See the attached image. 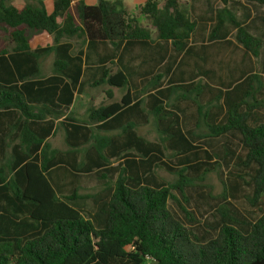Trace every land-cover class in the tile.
<instances>
[{
  "label": "trees",
  "instance_id": "obj_1",
  "mask_svg": "<svg viewBox=\"0 0 264 264\" xmlns=\"http://www.w3.org/2000/svg\"><path fill=\"white\" fill-rule=\"evenodd\" d=\"M220 1L234 4L235 0ZM252 1L264 7V0ZM138 12L155 30L156 38L170 41L176 51L183 49L193 24L179 8V0H145ZM29 30L51 35L52 44L32 47ZM219 33V25L211 30L213 36ZM64 37L83 38L87 50L94 43L108 42L116 51L125 42L150 40L152 31L130 14L121 0H97L94 4L78 0L73 6L71 0H53L50 12L41 1L18 7L10 0H0V116L14 117L17 139L11 159L0 163V264H264V121L247 124L252 116L247 102H224V112L213 106L216 118L221 113L223 117L210 126L207 135L209 139L234 131L240 135L242 154L224 149L223 159L226 166L234 160L248 177L233 176L250 188L246 200L258 212L254 218L219 207V218L209 226L198 222L176 199L174 192L187 200L184 190L190 185L186 174L207 165L199 157L216 155L197 146L199 138L175 130L172 122L156 143L137 136L133 121L130 153L112 148L119 139L100 137L91 138L82 152L76 146L69 148L68 160L71 154L75 159V152L82 154L83 161L76 166L96 177L102 188L85 194L72 191L67 196L56 193L47 170L60 160L56 157L59 151L48 150L44 143L53 127L44 117L56 112L55 102H72L84 74L81 57L68 52L72 44ZM235 38L256 55L259 42L244 28L237 26ZM50 52L54 54L52 74L41 77L39 59ZM101 83L123 87L126 77L120 70L105 68L91 82ZM106 94L111 97L110 91ZM129 103L90 104L87 122L112 126L121 120L124 107L125 112L138 115L141 102ZM161 103L151 108L153 114L163 118L174 115L172 103ZM176 109L181 113L186 110ZM90 140L85 137L76 145ZM164 151L176 157L178 177L173 182L157 178L155 173L160 166L172 170L162 160ZM111 160L118 162L111 165ZM229 188L233 196L237 182L232 180ZM170 199L178 203L187 222L169 210ZM85 200L93 207L87 212L80 207ZM188 223L198 225L190 227Z\"/></svg>",
  "mask_w": 264,
  "mask_h": 264
},
{
  "label": "crops",
  "instance_id": "obj_2",
  "mask_svg": "<svg viewBox=\"0 0 264 264\" xmlns=\"http://www.w3.org/2000/svg\"><path fill=\"white\" fill-rule=\"evenodd\" d=\"M10 1L18 7L25 2L41 1L48 12L53 7V0ZM76 1L78 0H71V5ZM84 1L94 4L97 0L90 3ZM122 3L133 14L123 0ZM179 8L186 12L193 24L186 44L180 51L174 50L170 41L156 38L155 30L146 18L144 17L146 22H142L135 14L133 15L142 25L151 29L150 40L125 42L115 51L108 42L94 43L87 50V41L83 38H63L72 44L68 52L81 57L84 74L81 77L82 84H77L73 91L72 102L68 105H56L55 102L56 112L44 117L45 121L53 122L52 131L44 139V143L48 150L59 151L56 157L60 160L47 170L51 185L58 195L67 196L72 191L78 193L83 178L94 177L76 166L79 160L83 161L79 152L74 153L75 159H72L71 154L72 158L68 160L66 152L69 148L76 146L82 152L92 142L91 138L100 137L119 139L120 142H114L112 148L121 149V154L130 153V127L133 121L137 136L146 140L145 126L153 124L158 137L163 138L171 122L175 130L188 133L187 136L209 139L207 134L210 126L223 117L221 113L217 119L214 115L216 109L212 107L220 106L224 112V102H247L252 107V116L247 120L250 126L264 121V7L252 0H235L234 4L230 1L223 4L220 0H179ZM233 21L236 22L235 27L232 26ZM217 25L220 26V33L213 36L211 30ZM237 26H241L258 40L256 55L247 51L235 38ZM28 37L32 47L52 44V36L43 32L33 31ZM47 54L52 55L51 67L49 72L42 74L40 61ZM47 54L39 59L41 77L52 74L54 54ZM105 68H109L111 72L120 70L126 77V84L123 87L103 83L92 85L91 82L99 78ZM89 90L92 92L89 93ZM107 91H110L111 97L107 96ZM79 100L84 102H78ZM111 102H141V112L133 116L130 112H125L124 107L121 120L108 127H99L102 121L87 122L88 105L98 106ZM159 102H163L161 105L164 102L172 103L174 115L163 118L153 114L151 108L158 106ZM176 107L186 110L181 113ZM77 124L82 128H76ZM89 127L92 130H86ZM15 132L14 117L0 116L1 164L11 159L13 145L17 142V139L14 140ZM229 136L240 137L235 131L221 137ZM85 137H89L88 143L76 145ZM206 146L207 151H211L210 144H205L202 149L206 150ZM60 157L64 159L61 160ZM117 162L111 160V165H116ZM98 185L99 190L102 185L99 182ZM82 203L83 201L80 203L81 208Z\"/></svg>",
  "mask_w": 264,
  "mask_h": 264
},
{
  "label": "rangeland",
  "instance_id": "obj_3",
  "mask_svg": "<svg viewBox=\"0 0 264 264\" xmlns=\"http://www.w3.org/2000/svg\"><path fill=\"white\" fill-rule=\"evenodd\" d=\"M143 1L144 0H123V2L128 5L129 11L131 13L135 14L140 21L146 22L144 16L138 12V5L143 3ZM87 2L90 3L92 0H87ZM28 34L32 35L33 31L29 30ZM51 60V54H47L41 58L40 72L42 74L49 72ZM91 92L92 90H89V93ZM78 102L84 101L79 100ZM144 128L146 130L145 134L147 135L148 140L160 143L161 138H159L158 133L155 132L153 124H149ZM195 144L200 148H203L205 144H210L211 147L209 149L212 150V153H214L212 155L216 156H212L210 159L204 158L203 156L199 157L200 161L205 162L207 165L202 166L198 172L190 171V174H186V177L189 179L187 184L190 185L184 190L187 200L184 202L181 195L178 192H174L176 199L187 208V210L198 222L207 224L209 226H213L216 223V220L219 218L217 213V209L219 207L230 208L233 212L246 217H256L258 212H256L255 208L250 206L246 200V197L250 196L251 194L250 188L244 181H242V179H237L233 176L235 174H240L243 175L245 180H247L248 177L243 174L242 168L240 169L234 165V160L230 161L227 166L224 164V149H231L234 150L235 154H242V151L239 147V137L229 136L221 137L220 139H199L195 142ZM206 148V150H208L207 146ZM162 160L172 170H168L164 166L156 167L155 173L157 178H162L168 182L175 181L178 177L176 174L178 169L175 164L176 157L171 155L170 151H164ZM232 180L237 182V188L232 191L233 196L231 195L229 188ZM99 186L100 185H98L95 177H85L82 180V185L78 188V193H92L97 191ZM82 205L84 212L92 209V203L90 200L83 201ZM168 208L182 222H187L185 215L180 210L178 203L175 200H169ZM197 225V223H188V226L190 227ZM147 264L151 263L147 262Z\"/></svg>",
  "mask_w": 264,
  "mask_h": 264
}]
</instances>
